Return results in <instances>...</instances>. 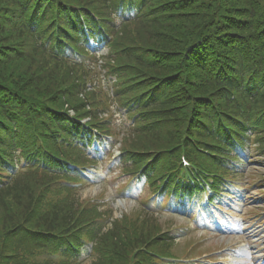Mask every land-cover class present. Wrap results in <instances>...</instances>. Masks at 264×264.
Instances as JSON below:
<instances>
[{
  "label": "trees",
  "instance_id": "trees-1",
  "mask_svg": "<svg viewBox=\"0 0 264 264\" xmlns=\"http://www.w3.org/2000/svg\"><path fill=\"white\" fill-rule=\"evenodd\" d=\"M121 133L154 192L232 193L252 136L264 153V0H0V264H170L147 209L79 195L86 144Z\"/></svg>",
  "mask_w": 264,
  "mask_h": 264
},
{
  "label": "rangeland",
  "instance_id": "rangeland-1",
  "mask_svg": "<svg viewBox=\"0 0 264 264\" xmlns=\"http://www.w3.org/2000/svg\"><path fill=\"white\" fill-rule=\"evenodd\" d=\"M99 47L98 55L88 60L94 63L96 67L95 77L102 81L99 83L101 85L106 83L104 77L106 74L100 69L98 59L106 52L107 47L104 44H100ZM114 120L116 123H121L123 120L122 113L116 111L112 121ZM120 137H122V133L116 134L117 140ZM96 145L95 142L88 145L86 152L90 155L95 153ZM117 146L114 147L112 156L109 155L102 163L89 167L88 180L86 179L85 183L79 186V195L82 199H92L99 209L105 210L106 208L112 211L114 218L120 217L122 213H134L133 211L140 204V198H144L149 191L134 189L132 195H130V191L121 192V187L125 184L122 183L125 175L119 173L120 171L116 167L113 170L110 169L113 166L111 160L117 155ZM250 154L251 161L244 166L242 173L237 178L244 187V201L236 204V216L231 224V229L236 231L243 229L242 233L231 236L222 233L213 234L212 231L207 233L205 230H197L194 228L192 217L190 219L184 218L183 215L174 211L169 213L168 210L155 212L156 214L152 215L153 219L160 224L162 229L175 228L172 233L179 239L178 243L183 245L184 241L188 239L195 242V245L198 246L196 252H200L201 255L216 256L230 253L227 259L215 261L212 264H264V156L261 153L258 155L255 148L250 149ZM96 167L98 169L97 175L94 174L97 170ZM183 231L188 234L186 239L180 237L181 234H184ZM203 237L206 241L202 240ZM241 250H243V254L239 255ZM236 251H238V255L235 253ZM82 259L83 262L87 261L84 258Z\"/></svg>",
  "mask_w": 264,
  "mask_h": 264
}]
</instances>
